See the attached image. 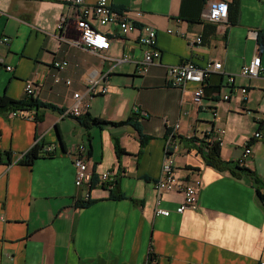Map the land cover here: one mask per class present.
Returning a JSON list of instances; mask_svg holds the SVG:
<instances>
[{
  "label": "crops",
  "instance_id": "obj_1",
  "mask_svg": "<svg viewBox=\"0 0 264 264\" xmlns=\"http://www.w3.org/2000/svg\"><path fill=\"white\" fill-rule=\"evenodd\" d=\"M108 1L142 15L138 29L126 35L116 23L99 26L111 38L102 57L68 41L77 36L73 27L58 28L68 11L65 0H0V39L10 38L9 45L0 43V94L24 99L31 82L34 96L47 104L0 113V264H258L264 253V45L258 39L264 0H225L229 17L219 23L202 18L210 0ZM146 24L157 29L162 56L143 76L136 61ZM198 34L202 43H191ZM126 54L128 61L117 62ZM256 54L260 75L239 74ZM63 58L69 65L55 81L52 64ZM213 58L222 61L224 73L206 81L199 104L192 101L197 83L188 82L184 95L167 84L166 65L186 59L205 65ZM109 69V90L92 99L88 123L63 116L90 73ZM231 73L236 86L248 87L245 99L226 86ZM225 92L227 100L220 98ZM94 117L131 120L94 123ZM220 128L221 158L229 162L222 170L200 152ZM257 130L261 137L253 136ZM172 131L176 175L202 181L197 205L183 212L177 211L181 191L158 195L155 188ZM115 139L124 148L119 155ZM246 144L252 154L241 166ZM80 145L95 178L86 205L87 189L75 185L73 155ZM36 146L39 156L28 164L25 155ZM106 172L109 181L102 179ZM157 207L170 213L157 214Z\"/></svg>",
  "mask_w": 264,
  "mask_h": 264
},
{
  "label": "built area",
  "instance_id": "obj_2",
  "mask_svg": "<svg viewBox=\"0 0 264 264\" xmlns=\"http://www.w3.org/2000/svg\"><path fill=\"white\" fill-rule=\"evenodd\" d=\"M68 4V11L61 16L58 28L70 29L73 27L77 31L76 37H69L68 41L76 46L84 47L87 50L96 53L102 57H105L104 52L111 46L110 36L102 32L99 26H106L109 24H118L122 34H129L131 31L138 29L137 19L142 15L140 11L136 12V17L132 16L128 10L118 11L114 9L108 0H97L95 3H88L86 0H65ZM229 16V4L225 0H210L207 3L206 8L202 13V18L205 20L213 21L215 23L228 20ZM142 35L139 42L143 47V55L136 61L137 73L140 75H147L151 66L155 63H160L162 51L157 45V29L152 25H143ZM169 32H174L173 29H168ZM10 38L4 36L0 39V43L9 45ZM193 44L202 43V35L198 34L191 41ZM117 62L128 61L129 56L126 54L123 57L116 58ZM0 62H3V58L0 57ZM69 65L67 59H56L52 66L55 71L53 72V78L55 81H60V71L65 70ZM6 69L13 70L11 65H6ZM262 59L259 54H256L249 62L242 65L239 74L248 77H257L262 71ZM112 69L99 73L93 70L85 85V89L82 92H74L73 104L66 108L62 115H72L80 117L88 112L92 99L99 94H106L109 90L108 80ZM215 73H224L223 63L220 59H210L205 65H199L193 60L186 59L178 64L166 65L167 84L172 87H177L181 90L182 94H186L188 82H194L198 84L197 89L192 90V101L199 104L200 99L204 93V86L206 81ZM236 75L231 73L227 76L226 86L238 88L242 97L245 99L248 94L247 86H236ZM71 79H65L67 85L71 84ZM27 95H35V85L31 82L26 83L25 87ZM220 98L227 100L230 98V93L225 92L220 95ZM183 104V99L181 100ZM136 111L139 108L135 107ZM185 113V110H182ZM142 113H145L142 111ZM12 115H16L17 112L13 111ZM216 115V111H214ZM174 130H179L180 121L173 124ZM175 131H172L164 147V157L162 161L161 173L158 179L155 181V188L158 195H161L163 191L178 190L183 193V201L177 208L178 212H183L187 208H191L197 205L199 200V189L201 186L200 177L196 178H184L176 175L175 159L173 157V138ZM225 132L224 128H220L218 133L209 136V142L222 143V135ZM254 137H261L259 130L255 131ZM84 145H80L78 151L73 155V164L75 166L76 176L75 185L78 188L85 187L87 192L85 193V201L90 199L91 183L94 176V169L90 165V162L83 156ZM53 147L47 146L44 149L45 153H51ZM252 154V148L249 144L244 146L242 155L238 158L237 163L241 166L245 165L247 159ZM103 181H109L111 179V173L106 172L102 174ZM157 214L168 215L169 209L157 207ZM258 264H264V253L260 258Z\"/></svg>",
  "mask_w": 264,
  "mask_h": 264
},
{
  "label": "trees",
  "instance_id": "obj_3",
  "mask_svg": "<svg viewBox=\"0 0 264 264\" xmlns=\"http://www.w3.org/2000/svg\"><path fill=\"white\" fill-rule=\"evenodd\" d=\"M229 17V16H228ZM259 43L260 46L264 45V33L260 32L259 33ZM40 105H47L45 103H42L39 101L34 95H27L24 99H15L10 96H8L6 93L0 94V113H9L12 111H26L29 109H32L34 107H38ZM81 120L84 121V123H88L90 120L89 114L86 112L82 117H79ZM131 120V117L125 119V120H120V121H107L105 119L99 118V117H94L92 118V121L94 123H107L111 122L114 124H124L127 123ZM134 125L137 127L139 132L141 133V127L139 123H134ZM145 141V135L141 134V143ZM115 148L118 153V155L121 152H124V148L120 145L119 141L115 139ZM221 145L218 142H204L202 145H200V152L203 153L204 159L206 162L218 169H224L226 166L229 165L228 161H224L221 158ZM38 147H34L33 149L29 150L26 155L24 160L28 163L31 164L36 157H38ZM95 181V178L92 179L91 185H93V182ZM91 202V199L84 201L82 205L89 204Z\"/></svg>",
  "mask_w": 264,
  "mask_h": 264
}]
</instances>
